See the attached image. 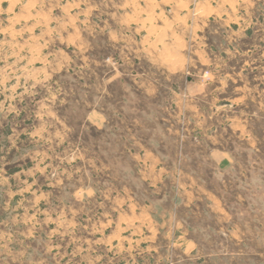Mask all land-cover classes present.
<instances>
[{
    "label": "rangeland",
    "instance_id": "rangeland-1",
    "mask_svg": "<svg viewBox=\"0 0 264 264\" xmlns=\"http://www.w3.org/2000/svg\"><path fill=\"white\" fill-rule=\"evenodd\" d=\"M0 264H264V0H0Z\"/></svg>",
    "mask_w": 264,
    "mask_h": 264
}]
</instances>
